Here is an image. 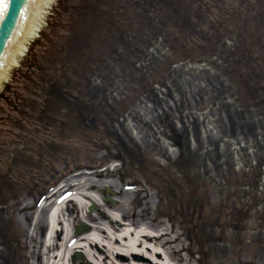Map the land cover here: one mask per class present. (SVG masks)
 Returning <instances> with one entry per match:
<instances>
[{"label":"rangeland","instance_id":"374dc122","mask_svg":"<svg viewBox=\"0 0 264 264\" xmlns=\"http://www.w3.org/2000/svg\"><path fill=\"white\" fill-rule=\"evenodd\" d=\"M201 1L44 5L39 29L0 81V264H39L57 251L61 234L48 241L49 209L41 199L45 195L54 203L64 189H88L96 197L82 210L73 200L62 202L68 239L81 234L80 223L91 226V218L108 208L130 229L137 223L158 228L163 221L167 232L181 239V246L165 244L174 263L182 254L189 264H264V227H255L262 205L247 207L260 204L261 196L241 189L250 174L257 171L261 179L254 161L263 156L257 145L264 137V0H251L252 6L222 0V9L239 10L210 15L228 27L222 22L213 31L225 34L215 56L213 50L200 59L194 50L209 39L202 34L188 41V28L176 23V10L168 14V5L190 8L196 16L203 12ZM215 24L205 20L202 26ZM51 81L63 90L57 97L50 94ZM199 88L204 113L215 112L212 121L195 113L200 138L211 149L187 162L186 177L185 167L171 163L178 153L169 137L181 142L184 103L193 106L187 93L198 94ZM243 109L256 140L252 153L241 157L249 160L242 173L231 166L224 133L231 130L230 119L240 121ZM197 194L201 202L193 201L198 207L189 211L181 200ZM184 216L192 228L181 225Z\"/></svg>","mask_w":264,"mask_h":264},{"label":"bare ground","instance_id":"6f19581e","mask_svg":"<svg viewBox=\"0 0 264 264\" xmlns=\"http://www.w3.org/2000/svg\"><path fill=\"white\" fill-rule=\"evenodd\" d=\"M49 0H25L23 10L26 12L23 19L22 31H18L13 49L10 53L7 48H1L0 52H5V59L0 61V81L5 77V73L10 65L15 63L17 55L22 52L24 41L34 35L39 28V18L44 5ZM84 183V182H83ZM80 185V183H77ZM82 184V183H81ZM80 188V187H79ZM71 195L76 208L82 210L86 200L95 201L93 193L88 189ZM59 209V212H58ZM63 208L55 207L49 215L48 241L52 244L56 241V235L61 234L57 242V251L40 259L39 264H74L71 259L73 251H79L84 261L89 264H189L190 259L184 260L182 254L179 255L180 262L174 263L165 244L170 242L181 246V239L178 235H171L163 225L158 228H151L146 223L138 224L133 230L125 223L121 222L118 214L111 209L104 208L100 211V217L91 218L92 225L89 230L79 235L67 238L69 225L61 217ZM57 213H59L57 215ZM84 217H87L84 216ZM161 225V223H159ZM127 226V227H126ZM72 239V241H70ZM46 247L43 246V249ZM40 253L43 252L40 250Z\"/></svg>","mask_w":264,"mask_h":264},{"label":"water","instance_id":"95a60500","mask_svg":"<svg viewBox=\"0 0 264 264\" xmlns=\"http://www.w3.org/2000/svg\"><path fill=\"white\" fill-rule=\"evenodd\" d=\"M24 2L25 0H0V50L7 48L8 53L12 51L18 31H22V17L26 13L23 10ZM5 57V52H0V61Z\"/></svg>","mask_w":264,"mask_h":264},{"label":"trees","instance_id":"16d2710c","mask_svg":"<svg viewBox=\"0 0 264 264\" xmlns=\"http://www.w3.org/2000/svg\"><path fill=\"white\" fill-rule=\"evenodd\" d=\"M205 9H206V6H205ZM205 12H206V13H208V12H209V10H205ZM188 18H189V17H188Z\"/></svg>","mask_w":264,"mask_h":264}]
</instances>
